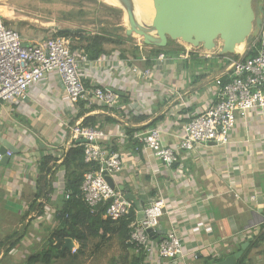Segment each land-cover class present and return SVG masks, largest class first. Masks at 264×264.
Wrapping results in <instances>:
<instances>
[{
	"label": "crops",
	"instance_id": "obj_1",
	"mask_svg": "<svg viewBox=\"0 0 264 264\" xmlns=\"http://www.w3.org/2000/svg\"><path fill=\"white\" fill-rule=\"evenodd\" d=\"M76 34H69L80 38L75 47H84V37ZM103 48L104 53L90 57L93 66L84 65V78L89 87L115 89L121 96L118 108L86 109L71 103L56 72L33 83L25 99L0 105V149L7 143L14 151L8 161H0V264H31L34 257V264H44V253L56 245L50 237L59 228L57 215L67 204L72 178V168L64 161L76 148L68 145L71 126L88 117H93L88 124L111 135L103 141L121 152L125 166L114 181L132 196L135 209L142 210L159 196L166 200L155 242L173 231L183 238L185 258L169 260L155 252L142 256L140 264H217L238 252L230 264H264V110L238 118L226 143L182 150L179 162L168 167L150 151H137L135 141L114 134L160 124L163 143H179L188 115L204 110L214 98L208 71L215 60L197 66L192 55L188 70L183 60L146 62L155 69L153 80L137 81L130 71L132 62L126 60L140 63L143 56H151L152 47L134 43L114 51ZM116 55L125 64L96 62ZM48 156L54 160L44 185L43 160ZM134 254L130 249L129 262ZM59 258L52 255L51 263Z\"/></svg>",
	"mask_w": 264,
	"mask_h": 264
},
{
	"label": "built area",
	"instance_id": "obj_2",
	"mask_svg": "<svg viewBox=\"0 0 264 264\" xmlns=\"http://www.w3.org/2000/svg\"><path fill=\"white\" fill-rule=\"evenodd\" d=\"M78 40L80 38L77 36L61 35L58 29H54L44 38L25 43L19 31L5 24L0 15V105L15 99H25L33 83L56 72L71 103L84 104L86 109L96 105L100 108H118L121 96L115 89L87 86L84 65H92L93 60L85 46L75 47V41ZM186 47L177 56L170 57L160 53L156 57L143 56L140 63L132 59L126 60L132 62L130 71L137 81L142 79L150 82L155 69L145 65L148 61L174 63L191 60L194 55L201 59H214L221 64L220 67L210 65L208 74L215 84L214 98L204 110L188 115L184 126L185 136L174 146L164 144L165 131L160 124L131 134L122 128L114 134L123 140L135 141L137 151H150L168 167L179 162L182 150L192 151L202 144L226 143L228 134L236 128L238 118H246L251 110H264V16L259 35L244 51L237 54L220 55L217 49L206 51L201 47ZM252 51L255 54L250 56ZM96 62H114L115 66H118L116 63L125 64V60L119 55L99 57ZM84 120L79 119L71 126L72 134L68 140L69 148L83 147L84 161L89 165L83 173L77 196L83 199L91 212L105 206V215L115 223L131 219L130 243L135 253L146 256L156 252L161 258L169 260L185 258L187 254L183 238L176 232H170L157 242L153 238L166 213V200L159 196L147 207L136 210L133 199L123 189L112 186L107 179V176H111L114 180L124 169L125 161L121 152L114 145L103 141V138L111 135L94 125L85 124ZM13 156L11 148H7L5 152L0 150V161L4 157L10 159ZM69 198L70 194L67 193L66 199ZM78 248L79 243L76 241L70 250L76 253Z\"/></svg>",
	"mask_w": 264,
	"mask_h": 264
},
{
	"label": "water",
	"instance_id": "obj_3",
	"mask_svg": "<svg viewBox=\"0 0 264 264\" xmlns=\"http://www.w3.org/2000/svg\"><path fill=\"white\" fill-rule=\"evenodd\" d=\"M119 1L127 19L125 32L128 36L141 34L143 42L151 47H166L169 41H180L204 50L217 49L220 55L237 54L241 46L247 47L250 40L259 35L264 16L263 1L255 8V0H152L154 13L145 22L139 19L134 0ZM60 30L78 32L84 29ZM10 146L5 143L0 150L5 152ZM8 160L4 157L1 162ZM107 179L115 187L113 178L107 176ZM127 196L132 199L131 195ZM73 246L74 240L67 238L62 251ZM241 253L217 264H230Z\"/></svg>",
	"mask_w": 264,
	"mask_h": 264
},
{
	"label": "rangeland",
	"instance_id": "obj_4",
	"mask_svg": "<svg viewBox=\"0 0 264 264\" xmlns=\"http://www.w3.org/2000/svg\"><path fill=\"white\" fill-rule=\"evenodd\" d=\"M257 2L258 0L254 1L255 8H257ZM106 5H109L110 8L107 9ZM116 8L122 9L102 0H0V15L3 22L17 29L25 40L31 36L38 39L46 37L53 32L54 27L59 26L60 28H83L86 30L82 35L85 37L82 39L85 46L98 35L112 38L114 41L122 37L124 41L122 44L103 38L105 47L113 51L122 47H124L123 49L131 47L134 43L148 46L143 42V38L126 34L127 24L124 11L119 20L113 10ZM177 43L187 48L183 43L179 41ZM171 48L175 52L178 50V46L173 43ZM189 49H194V46L191 45ZM175 63L181 64L180 61ZM201 64L194 60V65ZM213 65L221 66L217 61H214ZM123 255H125V251L121 248L117 236L113 235L105 240L92 238L84 253H79L77 258L68 255L66 258L57 259L52 264H110L113 257L118 259Z\"/></svg>",
	"mask_w": 264,
	"mask_h": 264
},
{
	"label": "trees",
	"instance_id": "obj_5",
	"mask_svg": "<svg viewBox=\"0 0 264 264\" xmlns=\"http://www.w3.org/2000/svg\"><path fill=\"white\" fill-rule=\"evenodd\" d=\"M97 1V0H94ZM109 5H106V8L109 9ZM116 13L117 18L120 20L122 18L123 10L122 9H113ZM84 31L76 32L78 35H83ZM73 33V31H61L59 30V34L61 35H69ZM76 34V35H77ZM105 36V35H104ZM126 37V36H125ZM85 38V37H84ZM116 42L117 44L124 43L122 37L121 39L113 40L109 37H101L100 35L95 36L93 41H90L85 47L87 48L88 53H90V57H97L101 53H104V40ZM127 38V37H126ZM89 40V39H88ZM178 46V50L175 52L171 48V44ZM185 51L183 45H180L176 41H169L166 47H152V52L150 53L151 57H156L160 53H165L167 56H177L179 52ZM125 52V51H124ZM255 51L250 53L254 55ZM198 63H205L207 59L195 58ZM147 64H152L148 61ZM184 68L190 69L191 65L184 61ZM93 117H88L84 120L85 124L92 121ZM53 157L48 156L43 160V175L42 182L44 185L48 182V174L51 172V167H48L51 161H53ZM67 169L72 168V178L67 186V191L70 194V198L67 199V204L63 207L60 213L57 215L59 220V228L54 231V233L50 237V242H56V245H50L48 250L44 253V264H52V255H56L58 257H66L68 254H71L74 258L79 256V253H84L85 248L88 246L90 240L92 238H101L102 240L108 239L111 236H117L121 248L125 251V255L120 258L113 257L111 259L110 264H140L142 262L143 257L145 256L143 253H136L132 257V261L129 262V250H133V245L130 243V222L131 219L125 220L122 219L118 223L113 222L110 218L105 215V206L100 207L97 211L91 212L88 205L83 201V199L79 198L77 195L80 193V186L83 181V173L89 168L84 161V149L83 147L77 146L76 148L70 149L67 153L65 161ZM175 165V164H174ZM68 214V217H66ZM157 237V234L153 236V238ZM67 238H72L79 243V248L76 253H72L71 250L62 251V247L65 244ZM31 264L35 263V259Z\"/></svg>",
	"mask_w": 264,
	"mask_h": 264
},
{
	"label": "bare ground",
	"instance_id": "obj_6",
	"mask_svg": "<svg viewBox=\"0 0 264 264\" xmlns=\"http://www.w3.org/2000/svg\"><path fill=\"white\" fill-rule=\"evenodd\" d=\"M102 1L122 8V4L119 0H102ZM134 1H135L136 12H137L139 19L145 22L149 21V19L152 17L154 13L153 1L152 0H134ZM125 21L127 24L126 17H125ZM134 35H137L138 37L143 38L141 34L134 33ZM185 45H187L188 47L191 46V44H186V43ZM244 50H245V47L241 46L240 51H244ZM206 51H211V50H206Z\"/></svg>",
	"mask_w": 264,
	"mask_h": 264
}]
</instances>
